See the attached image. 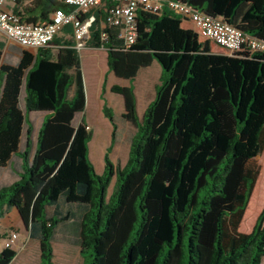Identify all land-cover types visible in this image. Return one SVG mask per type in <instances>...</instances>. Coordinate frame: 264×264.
<instances>
[{"label":"trees","instance_id":"trees-1","mask_svg":"<svg viewBox=\"0 0 264 264\" xmlns=\"http://www.w3.org/2000/svg\"><path fill=\"white\" fill-rule=\"evenodd\" d=\"M178 1L264 41V0ZM14 4L26 24L73 10L66 0ZM99 7L90 44L107 50L110 73L133 81L154 62L162 68L141 120L134 88H112L137 130L128 161L111 159L118 127L107 103L113 133L103 174L89 159L93 135L75 126L87 102L77 49L24 50L13 63L0 46V223L17 209L40 243L41 264H54L60 241L78 247L85 264H263L264 211L250 233L239 228L260 174L252 162L264 151V54H215L169 10H139L127 47ZM16 257L0 250V264Z\"/></svg>","mask_w":264,"mask_h":264},{"label":"built area","instance_id":"built-area-1","mask_svg":"<svg viewBox=\"0 0 264 264\" xmlns=\"http://www.w3.org/2000/svg\"><path fill=\"white\" fill-rule=\"evenodd\" d=\"M15 2L16 0H0V32L10 41L27 49L52 48L64 27L72 25L76 49L82 51L95 21L90 15L91 11L99 6H107L109 23L121 28V36L127 47L136 39V17L139 10L153 14L169 10L180 16L183 24L191 25L200 38L211 41L212 52L215 54H264V41L226 23L222 17L207 15L178 0H66V4L73 8L70 13L59 9L49 22L40 24H26L14 12L6 9L7 4ZM17 239L16 233L10 234L11 243Z\"/></svg>","mask_w":264,"mask_h":264},{"label":"rangeland","instance_id":"rangeland-1","mask_svg":"<svg viewBox=\"0 0 264 264\" xmlns=\"http://www.w3.org/2000/svg\"><path fill=\"white\" fill-rule=\"evenodd\" d=\"M13 62L16 60L15 57H12ZM84 66L86 67L87 61L83 60ZM162 77V68L158 62H154L150 67L143 68L140 70L138 76L133 81L123 80L119 78H114V81L117 82L120 86L133 87L137 93L138 101V113L140 116H143L149 104L155 98V92L157 86L161 82ZM111 80V79H110ZM108 82V80H107ZM117 101H122L121 105L114 103L112 106L114 119L117 127L122 131L118 135L117 150L111 154V159L116 163L115 158H119L121 163H124L128 158L129 149H130V136L132 135V128H129L127 131L124 130L125 122L120 115V110L123 109V97L117 94L112 95ZM105 98V93H104ZM107 102L109 99L107 97ZM42 113L31 114L29 119L31 123L35 126V135L39 131L41 125ZM97 130L95 129V136ZM100 135V134H98ZM109 141V137L98 136L93 138L89 149V159L96 168L98 174H103L104 172V156L106 153L105 144ZM252 167L260 169V174L252 194L250 203L248 205L246 214L241 223L239 231L241 233H250L256 223V220L260 213L264 211V151L261 155L256 157L252 162ZM250 208V209H249ZM250 210V211H248ZM4 224L6 226H1V235L6 236V238L0 237V250L3 249L6 245L11 247L17 252V257L12 262V264H41V251L40 243L38 240L30 239V231L28 224L22 219L20 213L9 215ZM16 233L18 239L11 243L10 234ZM55 249V264H85V258L81 255L80 249L64 242H57L54 245ZM66 254V255H65ZM68 254H73L71 257L67 256ZM69 259L67 260L66 257ZM65 260V262H64ZM66 260L69 262H66ZM264 264V261H263Z\"/></svg>","mask_w":264,"mask_h":264},{"label":"crops","instance_id":"crops-1","mask_svg":"<svg viewBox=\"0 0 264 264\" xmlns=\"http://www.w3.org/2000/svg\"><path fill=\"white\" fill-rule=\"evenodd\" d=\"M14 7H15L14 3H9L6 6V9L13 12ZM98 8H100V7H96L91 12V16H93L95 18V20H96L95 13L98 11L97 10ZM100 27H103V24ZM183 27L185 29L193 30L191 25H189V24H183ZM56 38L58 39L59 44L54 45L52 48H50V49H52L54 56H57V54L61 48L66 47L68 45H72L76 49L77 43L73 37V26L72 25L65 26L63 31L61 33H59ZM90 42H91V35H90V38L87 40L85 48L82 51L77 50L78 55H79V59L81 62V66H82V73H83V79H84V84H85V89H86L87 102H86L85 111L83 113H80L77 116L75 126H76V128H78L82 124L86 125L89 132L93 135V138L101 136V135L103 137H109V141L104 146L107 149L111 145L113 127H112L111 123L108 121V119H106V117L104 116L103 108H104L105 103H107L110 107H112L114 103L115 104L118 103L121 105L122 101L121 102L118 100L116 101L114 99V97H112V95H114V93L112 92V88L118 84L116 81H114V78H116V77L112 73H110L109 69H108V64H107L108 53H107V50L103 47H99V48L94 47L90 44ZM0 46L3 49V60L4 61L9 60L10 62H13L12 57H15L16 60H14L15 62H13V63H16L20 60L21 52L24 50L29 51V52L33 53L34 55H37V53H38L37 49L23 48L20 45L10 41L1 32H0ZM212 49H213V46H212ZM84 59H86V61H87L86 67L84 66V63H83ZM107 80H108V82H107ZM104 86L106 87L105 98H104V92H103ZM124 87H126V86H124ZM135 95H136V100H137L136 91H135ZM155 95H156V92H155ZM107 97L109 99V103L107 102ZM123 104H124V101H123ZM123 106H124L123 109L120 110L121 111L120 112L121 117L123 116V114L125 112V104ZM137 112H138V101H137ZM143 116H140L138 113V117L140 120L143 118ZM124 122H125V126L123 128L125 131H127L129 128H132L133 132H132V135L130 136V139H129V142H131V139L136 134L137 130L132 124L127 123L126 121H124ZM95 129L97 130L96 136L94 134ZM122 131L118 128L117 134L119 132H122ZM98 134H100V135H98ZM92 141H93V139L89 143V146L92 143ZM116 150H117V146L115 145L113 148L112 154ZM128 158H129V154H128ZM128 158H127V160L124 161V163H121L120 159L117 157V158H115V160H116L115 164H120L122 166H125L127 161H128ZM104 169H105V167H104ZM13 214H18V210L12 209L9 212V214H7V216L1 221L0 227L2 225L6 226L4 224L5 220H7V217L9 215H13ZM0 234H1V228H0ZM6 247H8V245H6L4 248H6ZM54 252H55V249H54ZM72 255L73 254H68L67 256L71 257ZM64 257H66V256H64ZM68 257H66L67 260L69 259ZM55 258H56V254H55ZM67 260H66V262H68ZM54 262H55V259H54ZM64 262H65V260H64Z\"/></svg>","mask_w":264,"mask_h":264}]
</instances>
